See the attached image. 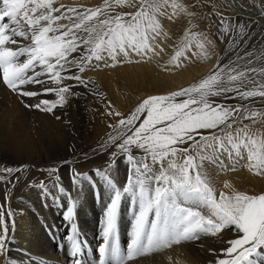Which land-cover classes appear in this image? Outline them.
<instances>
[{
	"label": "snow or ice",
	"instance_id": "obj_1",
	"mask_svg": "<svg viewBox=\"0 0 264 264\" xmlns=\"http://www.w3.org/2000/svg\"><path fill=\"white\" fill-rule=\"evenodd\" d=\"M56 5L57 0H0V83L18 97L54 93V101L20 102L24 108L51 114L58 121L61 117L55 110L79 95L74 87H91V94L105 100L94 82L83 75L87 71L161 57L165 47L160 38H168L165 21L181 23L187 19L190 27L164 71L180 67L189 52L211 58L209 46L213 42L202 33L191 32V27H198L194 17L199 13L190 11L194 5L184 0H103L96 7ZM215 15L220 17L217 27L224 36L235 34L229 43L247 42L248 25L220 12ZM193 43L197 51H193ZM254 59L251 52L238 54L237 61L216 66L199 82L168 94L149 95L127 113L106 104L103 115L110 118L112 131L94 151L107 152L109 159L107 168L93 172H103L109 182L110 169L122 159L127 177L123 188L113 187L105 211L103 243L98 248L101 264H105V257L107 264H139L140 257L202 237L221 244L218 252L208 249L216 257L208 264H258L257 258L264 260V191L247 193L226 182L224 187L230 191L217 195L205 167L209 163L221 171L235 172L239 165L254 176L264 177V139L242 123L255 124L258 117L264 118V112L250 104L232 106L212 99H264V67L257 68ZM238 124L242 126L236 127ZM83 156L86 159L88 153ZM29 171L24 164L0 167V182L15 186L28 179ZM43 171L59 181V167ZM70 171L73 184L87 179V173L74 168ZM27 187L45 191L46 183L28 180ZM125 195L138 210L127 251L122 254L116 244V223ZM5 215L12 218L14 214L11 209L7 214L0 211V256L6 257L15 236L9 235ZM73 216L70 205L66 222ZM233 231L235 238L225 239ZM71 247L75 264H79L83 245L73 239Z\"/></svg>",
	"mask_w": 264,
	"mask_h": 264
},
{
	"label": "bare ground",
	"instance_id": "obj_2",
	"mask_svg": "<svg viewBox=\"0 0 264 264\" xmlns=\"http://www.w3.org/2000/svg\"><path fill=\"white\" fill-rule=\"evenodd\" d=\"M100 2H103V0H57L56 6L64 4L65 6L82 5L91 7L94 4L98 6ZM61 23H67V21H62ZM167 23L170 22L168 21ZM162 37L164 38V36ZM210 65L209 67L206 66V68L204 66L199 71H196L192 67L187 70H175L173 68L175 71L169 73L168 71H164L163 67L165 65L163 66L156 62H142L140 64L123 65L121 68L108 70V73H102L101 68L92 73H89V71L93 70L87 71L83 75L94 82L96 90L105 97V100L101 102L99 97L91 94V87L89 89L78 87L81 92V95L78 96L79 103L81 104V116H79L82 123L89 127H84V131H74L72 127L74 128L75 125H71L70 132L74 134L72 142L77 141L78 143V140L81 139V142L84 144L78 146L77 150H75V155L81 153V149L95 150L98 144L110 133L104 130L111 122L110 118L106 116L103 118L102 116L103 120L99 119L100 115L105 112L107 103H113L116 108L123 112L127 107L130 109L133 104L137 105L143 98L154 93L160 95L181 90L190 81H195V78L199 77L200 74L208 73L211 70ZM119 71H121L120 74L125 79H131L134 84L144 89L141 96L131 97L127 100L118 95L115 90L117 85L111 81ZM103 85L108 87L109 92H104ZM52 86L55 87V85ZM6 88H3L0 83V131L4 138L3 143L7 144V147L14 152L21 153L22 155L17 156V164L14 161L12 162L14 164L13 167L22 164L37 167L41 166L44 162H51V158L47 156L51 154L50 150L43 153L35 150V148L39 147L40 142H38V136L34 128L29 125L28 118L29 115H32L47 122V134L60 143V146L54 149L53 154L63 149L66 143H71L67 129L59 122L64 119L61 118L58 121L54 118V121L47 114L41 115L40 112L24 108L20 102L21 100H18L17 96L10 93L11 91ZM48 97L52 98L50 94L45 96V98ZM40 98H44V96L30 98L26 102L36 103ZM70 103L71 112L74 115V102L70 101ZM12 109L16 110L15 113H11ZM64 111L65 113L67 112V105ZM55 112L60 117L65 116L61 110H55ZM261 121L263 120L261 119ZM248 122L243 121L242 123L250 126ZM98 124L99 126H95L94 129L92 128ZM240 125L242 124H238L236 127ZM42 127H44L43 123L37 127L39 135L41 134L40 129ZM1 157L9 161L0 149V161L3 160ZM72 157L73 154H69V158ZM108 159L107 152L99 153V156L89 163H91L90 165H96L100 164L99 160H103L107 168L106 162ZM60 163L61 161L58 162V164ZM89 163H84L85 169H87L86 166ZM205 167L211 177V183L218 193L223 191L226 182L233 185L238 176L245 175L247 178L245 181H249L250 183H255L257 180L260 181V179L264 181V177H253L246 169L239 167H237L238 170L235 172L221 171L216 165L209 163H206ZM115 168L117 169L115 172L119 173L117 174L119 177H112L113 179H110L109 182H106L105 179H92L80 180L77 184H73L70 180L67 181L65 187H61L60 182H45V191L36 187L29 188L27 187V183L15 184L13 186L12 183L6 184L0 182V211L7 214L9 209H11L13 212L12 218L5 215V221L9 229V235L15 236L9 245L7 256H0V264H75L71 247L73 239H78L83 245L82 254L78 257L79 264H101L98 248L103 243L102 223L105 211L113 197V187L123 188L126 181V177H123L124 167L122 159L117 162ZM114 173H112L113 176L116 175ZM57 184H59V191L56 188ZM110 188L111 190L109 191ZM70 205L73 208L74 216L70 221L66 222L65 212ZM137 210V206H134L130 202L129 196L125 195L122 197L118 206L116 223V244L122 254L127 251L134 215ZM131 217L133 218V221L131 220L132 223L126 224L125 221H129ZM149 218L151 219V216ZM235 236L234 231L229 232L225 239L235 238ZM220 248L221 244L219 241L209 237H202L200 241L162 249L138 259L139 264H208L210 260L216 258L208 249L217 250L218 252ZM107 259L105 257V264H107ZM257 259L258 264H264V260Z\"/></svg>",
	"mask_w": 264,
	"mask_h": 264
},
{
	"label": "rangeland",
	"instance_id": "obj_3",
	"mask_svg": "<svg viewBox=\"0 0 264 264\" xmlns=\"http://www.w3.org/2000/svg\"><path fill=\"white\" fill-rule=\"evenodd\" d=\"M184 2H185V4H187L189 6L194 5V8H192V7L189 8L190 11L195 10L196 12L199 13L198 16L194 17V19L198 22V27H191V32L198 33V34L202 33L203 36H206L213 43L209 46V50L211 53L210 59H205V58L199 57V56H193L191 54V52H189L187 54L189 58L187 60H184L180 67H174L175 70H181V69L187 70L190 67H192L196 71H199L204 66H205L204 68H206V66L209 67V64H211L210 65L211 70L208 73L200 74L199 77H196V78L194 77L196 80L193 82L190 81V83L183 88L189 87L192 84L199 82L202 78L206 77L210 72H212L216 66L228 65L230 62L237 61V55L238 54L243 55L245 52H251L252 53L253 57L255 58L254 59V65L257 68L264 67V59L261 58L262 54H264V15H261V13L264 12V7L262 8L260 6L261 4H264V0H184ZM102 3L103 2H100L98 6H100ZM91 7H96V5L94 4ZM124 10L129 11V9H124ZM217 12L222 13L223 15L227 16L230 20H234L236 23L243 22L244 24L249 26L247 28L248 35L245 37V39L247 41L246 43L242 42L239 45L229 43L230 39L235 38V34L233 33L229 36H224L218 30L217 25L219 23L220 17L215 15V13H217ZM167 22L168 21L164 22L163 27H164V29L166 28L165 31L168 33V38L166 39L165 37L163 38L162 36L160 38L161 39V46L163 45L165 47V52L163 53V55L161 57H157V59L155 58L152 61V62H156L157 60H159L158 64H161L163 66L166 65V63H168L171 55H174L175 50L177 48V45H179L181 43V41L184 38L185 31H187L190 27L188 25L187 19L181 21V23H173L172 22L173 23L172 24L171 21H169L170 23H167ZM169 26H171V27H169ZM193 51H197V49L194 46V43H193ZM188 65H190V66H188ZM121 67H123V65H120L116 68H121ZM116 68H114V69H116ZM108 70H111V69L101 68L102 73H108ZM175 70L172 68L168 72L171 73V72H174ZM95 71H97V70H95ZM92 72H94V71H91V72L89 71V73H92ZM120 72L121 71H119V73H117L116 76L114 78H112V81H111L112 83L114 82L113 84L117 85L115 90L117 91L118 95L123 97V98H126L127 100H129V98H131V97H136L139 95L141 96L142 92H144V89L141 87H138L136 84H134L131 79H129V80L125 79L120 74ZM262 79H264V77H262ZM105 80H106V77H105ZM68 82L70 84L75 85L74 81H67L66 83H68ZM1 85L3 88H6V86H4L2 83H1ZM103 89H104L105 93L107 91L109 92V89L106 85H103ZM74 91H76L79 95L73 96L69 99V102L66 104L67 105V112L65 113V111H64L66 105L64 107L56 109V110H61L62 112L64 111L63 113L65 116H61V118L64 120H61L59 122H61V124L67 129L68 134H69L70 139H71L70 140L71 143L70 142L68 144L66 143L64 148L61 149L59 152H57L58 154L57 153L53 154L54 153L53 151L56 147L60 146V143L57 140L52 139L47 134V132H46L47 122L44 121L43 119L41 120L37 117L29 115V118H28L29 125L34 128V131L38 136V138H37L38 142H40L39 147L35 148V150L41 151L42 153L50 150L51 154H48L47 156L51 158V162H48V163L44 162L41 166H37V167L36 166H30V165L26 164L30 170L27 173L28 179L22 180V182L17 183V184H26V183H28V180L32 181L33 183H38L41 180H43L45 182H57L54 179V177L50 178L48 176V173L46 171H43V169H46L49 166H53V165H55L57 167L59 166V168H60V171L58 173L60 179L58 182H60L61 187H65L67 185V181H70V180L72 181V179L70 178L72 175L70 169H73V168L75 169L76 172L78 170L79 173H87L88 174L87 179H83V180L105 179L103 172H101L99 175H96L93 172V169H105L106 166L104 165V161L99 160L98 162L100 164H96V165L95 164L90 165L91 163H89L91 160H94L99 156V152H96L94 150L89 151L87 149H81V153H79L78 155H75V150H77L78 146L84 145V144L81 142V139L78 140V143H77V141L72 142V140L74 139V134L72 132H70L71 125H73V126L75 125L74 128L72 127V130H74V131H84V127H89V126H85V124L82 123V120L80 118V116H81V113H80L81 112V104L79 103L80 101L78 100V96L81 95V92L79 91L78 87H74ZM10 93L17 96L13 92H10ZM154 94H152V95H154ZM157 94L158 93H156L155 95H157ZM50 95L52 98L48 97L47 99L54 101L56 99L55 94L53 93V95L52 94H50ZM230 95L231 94H229V96ZM44 98H45V96H44ZM17 99L18 100L23 99V100L27 101L30 98L17 96ZM212 99L216 100L220 103H224V104L232 105V106L236 105L237 103L250 104V106L252 108H254L258 111L264 112V99L259 98V97L251 98L250 101H236L233 99H225L224 97H213ZM70 101L74 102L73 103V108H75L74 115L71 112L72 108L70 106L71 105ZM134 106H136V104H133L130 107V109H129V107H127L126 108L127 110L125 109L123 112L124 113L129 112V110L133 109ZM28 110L39 112L38 110H35V109H28ZM15 111L16 110L12 109L11 113H15ZM40 114L41 115L47 114V116H49L52 120L55 121L54 117L51 114L42 113V112H40ZM75 114H77V115L75 116ZM67 115H68V117H67ZM100 116L101 117H99V119L101 118V120H103L105 115L101 114ZM102 116H103V118H102ZM260 118L256 119V121H257L256 124H253L251 121H249V122L247 121V122L250 123V129L251 130L249 129V131L254 133L258 138L264 139V118H261L263 121H261ZM258 122H260V123H258ZM42 123L44 124V127H42L40 129L41 134L39 135L38 131H37V127L39 124H42ZM95 126H99V124L94 125L92 128L94 129ZM240 126H242V125H240ZM108 128L109 127L107 125V127L104 130L107 132H111L112 129H110V128L108 129ZM0 130H1V128H0ZM254 130H255V132H253ZM3 139L4 138H3L2 133L0 131V149L4 153V156L9 159L10 163L5 158L1 157L3 160L0 161V167H3V166L13 167L14 164L12 162L14 161L17 164V162H18L17 156H22V155H21V153L14 152L9 147H7V144L3 143V141H4ZM85 152L88 153V156L86 159L83 156V153H85ZM69 154L70 155L73 154V157L69 158ZM65 160L68 161L67 164L62 163ZM60 161H61V163L58 164V162H60ZM83 161H85V162H83ZM79 163H80V165H79ZM84 163H86V164L89 163L86 166L87 169L84 168V165H85ZM123 167H124L123 168V172H124L123 177H127V165L124 162H123ZM237 167L240 168L239 165H237ZM112 168L109 171V178L111 177L110 179H113L114 177L117 176V174H119L118 172H115V170L117 171L115 166ZM111 171H113V172H111ZM112 173H114L116 175L113 176ZM252 176L257 177V178L259 177V176H254V175H252ZM117 177H119V175ZM246 179L247 178L245 175H243L241 177L238 176L237 180L234 182L233 186L240 191H245L247 193H252V194L260 193V192L264 191V190H262L264 188L263 179H260V181L257 180L255 183H250L249 181H245ZM56 188H57V191H59V187L56 186ZM110 190H111V188L109 189V191ZM223 191L229 192L230 190H226L224 188ZM218 194L219 193L217 192V195ZM131 220L133 221L132 217H131V219H129V221L126 220L125 223L130 224V223H132Z\"/></svg>",
	"mask_w": 264,
	"mask_h": 264
}]
</instances>
